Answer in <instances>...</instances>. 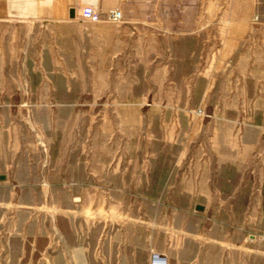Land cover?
<instances>
[{
	"label": "crops",
	"instance_id": "obj_1",
	"mask_svg": "<svg viewBox=\"0 0 264 264\" xmlns=\"http://www.w3.org/2000/svg\"><path fill=\"white\" fill-rule=\"evenodd\" d=\"M184 1L187 12L180 18L178 10L173 19L179 29L182 22V32L157 50L170 55L169 65L157 66L151 81L158 88L159 126L170 104L181 106L173 116L178 148L191 155L189 161L180 157L183 164L179 159L173 168L170 186L154 196L167 199L155 203L167 206L168 219L161 212L141 217L143 243L128 237L127 228L124 237L114 233L100 238L94 226L90 241L84 243L74 220L59 223L55 217L50 226L28 210L10 213L0 206V264H82L85 245L90 248L89 264H148L149 221L163 237L155 250L163 251L169 264H264V0H233L251 7L255 15L233 16L226 29L199 32L194 28L196 1ZM87 4L101 11L118 8L124 22L84 24L79 12ZM141 5L137 0H0V24L26 22L34 30L58 32L66 45L76 48L66 53L101 54L95 84H147V58L142 55L149 53L148 30L142 24L150 19L137 10ZM137 23L140 26L132 25ZM133 28L138 32L134 36ZM181 40L186 45H178ZM132 54L141 56L134 67L121 65L115 57ZM129 58L124 56V62ZM164 86L176 90L177 98L165 95ZM186 107H192L189 113ZM198 107L205 115L194 114Z\"/></svg>",
	"mask_w": 264,
	"mask_h": 264
},
{
	"label": "rangeland",
	"instance_id": "obj_2",
	"mask_svg": "<svg viewBox=\"0 0 264 264\" xmlns=\"http://www.w3.org/2000/svg\"><path fill=\"white\" fill-rule=\"evenodd\" d=\"M137 1L142 3L137 10L150 19L142 24L148 30L149 53L142 55L147 58V84H95L101 54L66 53L76 48L66 45L58 32L34 30L26 22L0 24L4 26L0 28V206L10 213L28 210L50 226L55 217L59 223L74 220L84 243L92 237L91 226L105 239L114 233L124 237L127 228L128 237L143 243L140 218L161 212L168 219L167 206L159 208L155 203L167 199L154 196L170 186L180 157L186 161L191 157L178 148L174 117L181 106L170 104L168 117L159 126L155 118L158 88L151 83L157 66L169 65L170 55L157 50L182 32V22L179 29L173 19L179 16L178 10L181 18L188 6L184 0L176 6L169 5L171 0ZM195 1L196 32L226 29L233 16L251 19L255 15L251 7L233 0ZM133 30L132 36L138 33ZM178 45L186 44L181 40ZM124 56H130L126 63ZM115 57L121 65L134 67L141 56ZM168 88H163L165 95L176 99V90ZM151 226L149 221V254L163 243ZM89 250L85 245L82 264H89Z\"/></svg>",
	"mask_w": 264,
	"mask_h": 264
},
{
	"label": "built area",
	"instance_id": "obj_3",
	"mask_svg": "<svg viewBox=\"0 0 264 264\" xmlns=\"http://www.w3.org/2000/svg\"><path fill=\"white\" fill-rule=\"evenodd\" d=\"M79 18L82 21L91 23L120 24L124 22L123 12L120 9L112 7L101 11L97 7L89 4L82 6L79 12ZM194 114L202 116L205 115V112L201 107H198L194 109ZM148 264H169V260L166 254L152 250L148 257Z\"/></svg>",
	"mask_w": 264,
	"mask_h": 264
},
{
	"label": "water",
	"instance_id": "obj_4",
	"mask_svg": "<svg viewBox=\"0 0 264 264\" xmlns=\"http://www.w3.org/2000/svg\"><path fill=\"white\" fill-rule=\"evenodd\" d=\"M69 12H70V16L73 17L74 16V9L71 8Z\"/></svg>",
	"mask_w": 264,
	"mask_h": 264
}]
</instances>
